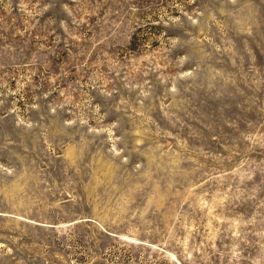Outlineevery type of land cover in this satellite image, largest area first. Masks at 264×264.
<instances>
[{
  "label": "rangeland",
  "instance_id": "374dc122",
  "mask_svg": "<svg viewBox=\"0 0 264 264\" xmlns=\"http://www.w3.org/2000/svg\"><path fill=\"white\" fill-rule=\"evenodd\" d=\"M0 264H264V0H0Z\"/></svg>",
  "mask_w": 264,
  "mask_h": 264
}]
</instances>
